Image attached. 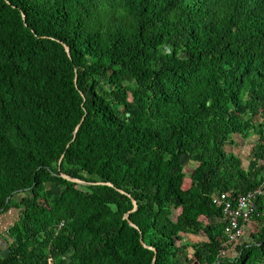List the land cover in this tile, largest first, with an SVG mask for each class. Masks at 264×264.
I'll use <instances>...</instances> for the list:
<instances>
[{
    "label": "trees",
    "instance_id": "obj_1",
    "mask_svg": "<svg viewBox=\"0 0 264 264\" xmlns=\"http://www.w3.org/2000/svg\"><path fill=\"white\" fill-rule=\"evenodd\" d=\"M262 184L264 0H0V264H264Z\"/></svg>",
    "mask_w": 264,
    "mask_h": 264
},
{
    "label": "built area",
    "instance_id": "obj_2",
    "mask_svg": "<svg viewBox=\"0 0 264 264\" xmlns=\"http://www.w3.org/2000/svg\"><path fill=\"white\" fill-rule=\"evenodd\" d=\"M264 193V185L242 194L236 202L232 201L226 192L217 193L213 196V202L221 204L224 208L226 225L224 233L226 241L220 255H226V248L238 241L244 234L247 224L252 220L253 215L258 211V198ZM48 264H55L52 256Z\"/></svg>",
    "mask_w": 264,
    "mask_h": 264
},
{
    "label": "rangeland",
    "instance_id": "obj_3",
    "mask_svg": "<svg viewBox=\"0 0 264 264\" xmlns=\"http://www.w3.org/2000/svg\"><path fill=\"white\" fill-rule=\"evenodd\" d=\"M249 143L242 142L240 146L236 149L237 152H239L241 155H244L246 151V147H249ZM242 145V147H241ZM194 154L191 155H186L184 157V163H185V172L189 174L192 173L193 168L196 166V158L193 156ZM49 188H52L55 192H59L60 189L55 185V184H49ZM24 195L23 192L19 193L16 195V199L21 198ZM180 212V209L175 210V216L178 215ZM20 215V210L18 208H11L10 211L3 213L0 215V233H5V230L8 229L12 224H14L18 219ZM6 228V229H5ZM7 235L3 234L2 236L0 235V246L3 248L4 253L7 252ZM207 239V236L205 234L201 235V237H193L191 236L192 240H198V239ZM232 252V251H231Z\"/></svg>",
    "mask_w": 264,
    "mask_h": 264
},
{
    "label": "water",
    "instance_id": "obj_4",
    "mask_svg": "<svg viewBox=\"0 0 264 264\" xmlns=\"http://www.w3.org/2000/svg\"><path fill=\"white\" fill-rule=\"evenodd\" d=\"M65 47H66V50H67V52L69 53V55H71V52H70V48H69V46H67V45H65ZM76 81H77V78H76ZM83 121V120H82ZM82 121L77 125V127H76V130H75V133L79 130V128H80V126H81V124H82ZM61 161H62V159H60V164H61ZM61 175L64 177V178H66L67 180H69V181H72V182H75V183H85V181L84 180H82V179H80V178H76V177H72V176H70L69 174H67V173H65V172H61ZM97 184H102V185H109V186H113L114 187V184L112 183V182H104V181H99V182H96ZM119 191L120 192H122V193H126V191H124L123 189H119ZM132 201H133V204H134V207H133V209L131 210V212L132 211H135L136 209H137V207H138V203H137V200L135 199V198H132ZM125 218L126 219H128L129 220V223L133 226V227H135V228H139L130 218H129V213L128 214H126L125 215ZM141 242L146 246V247H148V248H150V249H153L154 251H155V257H154V261L156 260V257H157V250H156V248L155 247H153V246H150V245H147L145 242H144V240H143V238H141Z\"/></svg>",
    "mask_w": 264,
    "mask_h": 264
},
{
    "label": "crops",
    "instance_id": "obj_5",
    "mask_svg": "<svg viewBox=\"0 0 264 264\" xmlns=\"http://www.w3.org/2000/svg\"><path fill=\"white\" fill-rule=\"evenodd\" d=\"M6 229V228H5ZM4 233H1V235H3Z\"/></svg>",
    "mask_w": 264,
    "mask_h": 264
}]
</instances>
